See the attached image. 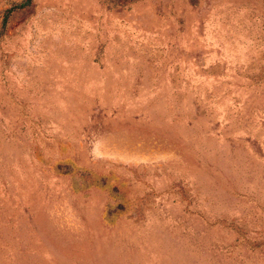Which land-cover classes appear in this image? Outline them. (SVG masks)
<instances>
[{"label": "rangeland", "instance_id": "374dc122", "mask_svg": "<svg viewBox=\"0 0 264 264\" xmlns=\"http://www.w3.org/2000/svg\"><path fill=\"white\" fill-rule=\"evenodd\" d=\"M0 264H264V0H0Z\"/></svg>", "mask_w": 264, "mask_h": 264}]
</instances>
